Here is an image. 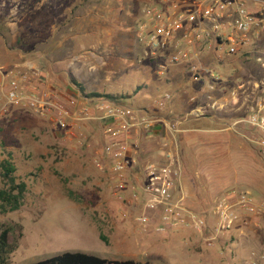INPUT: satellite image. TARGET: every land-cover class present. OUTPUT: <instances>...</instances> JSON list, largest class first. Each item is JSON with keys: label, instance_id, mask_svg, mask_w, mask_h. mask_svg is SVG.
Wrapping results in <instances>:
<instances>
[{"label": "rangeland", "instance_id": "374dc122", "mask_svg": "<svg viewBox=\"0 0 264 264\" xmlns=\"http://www.w3.org/2000/svg\"><path fill=\"white\" fill-rule=\"evenodd\" d=\"M152 1L0 0V33L9 47H14L13 62L36 64L49 73L50 87L67 95L96 99L84 92H111L125 96L122 101L126 105L148 109L169 91L185 105L191 95L195 96L194 110L202 100L205 81L194 80L183 69L186 82L173 85L157 73L156 64L139 63L136 31L144 7ZM97 11L108 12L112 18H89L88 13ZM76 13H82L79 20ZM209 63L210 73L224 77L217 85L226 95L217 99L224 106L222 114L232 117L236 106L229 89L237 81L264 77V67L255 54L247 59L233 57L225 64L209 57ZM171 69L173 72L175 68L168 70L170 74ZM14 110L0 122V192L10 186L2 169L5 160L13 164L12 176L16 183L26 184V191L16 210L0 198V224L12 227L10 243L15 244L6 264H32L67 252L151 264H251L250 252L264 245V220L254 221L261 228L237 225L222 234L214 247L199 244L201 251L214 254L210 258L194 255L185 244L178 243L184 231L141 233L131 218L121 217L122 204L110 195L111 181L93 166L100 143L95 132L88 134L86 145L80 146L37 114ZM167 111L168 118L181 122V131L164 130V140L152 138L147 144L163 152L175 147L182 173L196 190L197 202L191 205L194 210L209 214L218 196L230 187L264 198V160L255 146L225 125L219 132L190 135L183 125L195 115L191 111L187 116ZM186 134L190 136L185 139ZM150 157L142 160H156ZM209 222L213 224L210 216ZM114 229L123 234L116 244L110 238ZM216 253H223L225 259L218 261Z\"/></svg>", "mask_w": 264, "mask_h": 264}, {"label": "built area", "instance_id": "2783aa9c", "mask_svg": "<svg viewBox=\"0 0 264 264\" xmlns=\"http://www.w3.org/2000/svg\"><path fill=\"white\" fill-rule=\"evenodd\" d=\"M136 37L139 63L156 64L160 76L172 67L185 66L194 80H208L210 104L193 112L204 116L224 107L213 96L223 76L210 73L207 58L225 64L230 58L255 54L264 67V0H153L142 11ZM49 79L32 64L0 65V122L13 108L30 111L80 146L88 143L87 124L99 123L93 166L111 181L110 195L121 202V217L131 218L141 233L187 229L199 235L206 247H214L222 234L239 224L262 227L254 221L264 220V198L248 190L227 188L209 214L185 205L178 193L182 167L172 147L164 150L163 162H139L141 137L152 136L158 124L172 133L181 131V122L158 116L168 110L171 92L165 91L152 107L143 109L108 98L67 95L50 87ZM228 94L237 115L226 128L255 146L264 160V77L237 81ZM249 259L251 264H264V250L253 249Z\"/></svg>", "mask_w": 264, "mask_h": 264}, {"label": "crops", "instance_id": "0c3cea01", "mask_svg": "<svg viewBox=\"0 0 264 264\" xmlns=\"http://www.w3.org/2000/svg\"><path fill=\"white\" fill-rule=\"evenodd\" d=\"M112 13V9H110V11ZM108 13V12H107ZM107 13H103V12H100V11H97L96 13H88V16L89 18H94V17H97L98 15L100 16V18L102 17L103 19H111L112 17L110 16L111 14H109L107 16ZM74 14V13H73ZM81 14L82 13H76L75 14V18L77 20H79L81 18ZM74 17V16H73ZM4 34L3 33H0V65L2 66H5V67H13V66H17V65H28L30 64L29 62H19L17 61V63L13 62V60H16L14 59V47L10 46L6 43V40L4 39ZM209 56H211L209 54ZM208 61V59L205 60V62ZM19 62V63H18ZM32 64V63H31ZM33 66L37 67L38 66L36 64H32ZM175 69H173V72H172V69H171V74L168 72V74L163 77L167 82H169L170 84H173V85H176V84H183V82H186L187 80V74L185 75L184 74V70L188 71V69L185 67V66H175L173 67ZM40 69V68H39ZM184 69V70H183ZM189 73V72H188ZM49 74V73H47ZM50 76V75H49ZM189 76V75H188ZM163 80V79H162ZM206 81L204 82L206 84V88L204 90V92H201V102L199 103V107L197 106L196 108H203L204 106H207L210 104V100L207 99V96L208 95L207 93V87H208V80L205 79ZM163 83V81L161 82ZM174 89V87H173ZM222 95H225L221 92H219V90L215 91L213 93V96L215 99L219 98L220 96ZM192 96V95H191ZM190 96V97H191ZM190 97L189 99L187 100L188 103L187 105H185L184 101L180 100L177 97L173 98L172 101L170 102L169 104V107L168 109H172L174 111V113L177 115V114H184L186 113L185 115L187 116V114L192 110L193 108V103H196L197 98H196V101L195 102H191L190 101ZM218 100V99H217ZM184 102V103H183ZM16 108H13L12 111L14 112ZM229 109V108H228ZM195 110V109H194ZM194 110H192L191 112L193 113ZM222 110L223 109H218L216 111H210L209 113H206L203 117L201 116H195V117H201L199 118L198 120L194 119V120H191L190 121L188 120L186 122V124H184V131H186L187 133H189L190 135L192 133H195V132H219L220 130H222L223 128H221L222 126H224V121L222 122ZM233 111V110H232ZM234 113L231 112L232 114V120H234V118L236 117V113L235 111H233ZM163 113V112H162ZM165 113V112H164ZM207 114H209L207 116ZM168 115V111L165 113V114H161L160 112H158V116L161 118V119H165V120H170L172 118H168L167 117ZM167 117V118H166ZM227 123H231L230 120L227 121ZM227 124V125H229ZM95 127L92 128V127ZM226 126V125H225ZM87 128L89 129L88 130V134H92L93 132H95V135L97 134V136L100 137V133H101V126L99 123L97 122H94V123H88L87 124ZM94 129V130H93ZM165 128L163 127V124H158L156 126V130L155 132L153 133L152 136H147V135H144L143 137H141L142 139V144H141V147H140V150H139V154L137 155V159L139 160L140 163L144 164L148 161H143L142 159L146 158V156H151L150 158L151 159H156L154 161H157V162H163L164 161V157H163V150L160 151L159 149H153L151 148V146L153 145H150L149 143L147 144V141H149L150 139H154V138H163V132H164ZM224 130V129H223ZM189 134H186L184 135L185 136V139L190 136ZM193 135V134H192ZM191 138V137H190ZM198 138V137H196ZM164 140V138H163ZM204 146V145H203ZM173 149H175V147H172ZM149 162H153V161H149ZM188 180L185 176H184V171L182 173V178H181V181H180V185H179V190H178V193L184 197V202H187V206L190 207L191 209L192 208V204H194L196 201V190L191 188L189 183H188ZM119 228V227H118ZM179 231H184V234L182 235V240H177L178 243L180 244H185V247L186 249L194 254V255H200L204 258H210L212 256L210 255H213L212 252L211 253H207L205 251H201L199 249V244H202L205 246V244L203 243V241L201 240L200 237H198L199 235H197L196 233H194L193 231H190V230H187V229H181V230H177V231H171L169 233H176V232H179ZM123 237V234L122 233H119L118 232V229H114L111 231L110 233V238L112 240L113 243L116 244V240H119L120 238ZM261 249L264 250V245L261 246ZM238 251V250H237ZM236 251V252H237ZM218 261H222L224 260L225 258H222L221 255H223V253H216L215 254ZM249 256V254H248Z\"/></svg>", "mask_w": 264, "mask_h": 264}, {"label": "trees", "instance_id": "16d2710c", "mask_svg": "<svg viewBox=\"0 0 264 264\" xmlns=\"http://www.w3.org/2000/svg\"><path fill=\"white\" fill-rule=\"evenodd\" d=\"M73 83L80 87L82 91H84L83 86L78 83L76 80L73 79ZM87 97H104L108 98L117 102H122L125 99V96L116 93H86L84 92ZM209 114H207L208 116ZM222 115V122L224 121V125H227V121L232 120V117L229 114H221ZM203 117V116H201ZM201 117L192 116L191 120H198ZM177 119V118H176ZM189 119V121H190ZM233 121V120H232ZM2 169L4 171V177L10 181V186L2 190L0 192V198L3 203H8L12 205V209L16 210L19 206L20 200L23 198V194L26 191V184L24 182L16 183L14 177L12 176L13 172L15 171V167L9 160H5L2 162ZM12 232V227L9 224H0V264L7 263V255L13 249L15 244L10 243V234ZM32 264H151L150 262H135L133 260H108L104 258H100L95 255H89L85 253H64L63 255L56 256L53 258H49L46 260L38 261Z\"/></svg>", "mask_w": 264, "mask_h": 264}]
</instances>
